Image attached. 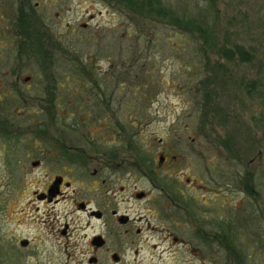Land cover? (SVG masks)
Masks as SVG:
<instances>
[{
  "label": "flooded vegetation",
  "instance_id": "obj_1",
  "mask_svg": "<svg viewBox=\"0 0 264 264\" xmlns=\"http://www.w3.org/2000/svg\"><path fill=\"white\" fill-rule=\"evenodd\" d=\"M34 8L0 0V264H264V119L232 170L242 150L208 133L201 177L177 134L152 160L119 147L108 69L97 78ZM222 110L202 114L230 131L242 113Z\"/></svg>",
  "mask_w": 264,
  "mask_h": 264
},
{
  "label": "rangeland",
  "instance_id": "obj_2",
  "mask_svg": "<svg viewBox=\"0 0 264 264\" xmlns=\"http://www.w3.org/2000/svg\"><path fill=\"white\" fill-rule=\"evenodd\" d=\"M29 1L43 14L49 33H57L97 78L108 69L106 84L117 88L119 147L133 139L152 160L159 139L177 142V134L181 154L200 177L211 160L205 152L208 133L223 140L227 132L230 149L242 150L239 163L228 158L229 170L255 157L261 138L257 125L264 119V0H160L206 27L210 38L184 28V21L149 16L115 0ZM57 62V69L68 68ZM208 106L221 112V123L222 107L238 108L243 118L238 122L233 116L228 127L233 130L221 123L215 128L202 114ZM12 208L7 205L9 212Z\"/></svg>",
  "mask_w": 264,
  "mask_h": 264
},
{
  "label": "trees",
  "instance_id": "obj_3",
  "mask_svg": "<svg viewBox=\"0 0 264 264\" xmlns=\"http://www.w3.org/2000/svg\"><path fill=\"white\" fill-rule=\"evenodd\" d=\"M120 4L129 7L137 12L149 15V16H164L174 23H179L180 20L184 21L183 27L190 29L191 31H196L201 34L203 38H210L211 36L207 32V28L203 27L201 24L197 23L193 18H184L174 13L170 8H165L161 5L160 0H116ZM170 21V20H169Z\"/></svg>",
  "mask_w": 264,
  "mask_h": 264
}]
</instances>
